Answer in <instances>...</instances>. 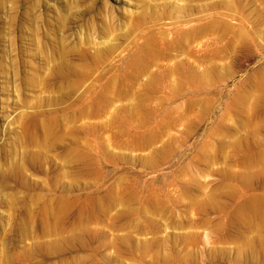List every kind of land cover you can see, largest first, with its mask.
<instances>
[{
    "label": "rangeland",
    "instance_id": "374dc122",
    "mask_svg": "<svg viewBox=\"0 0 264 264\" xmlns=\"http://www.w3.org/2000/svg\"><path fill=\"white\" fill-rule=\"evenodd\" d=\"M264 0H0V264H264Z\"/></svg>",
    "mask_w": 264,
    "mask_h": 264
},
{
    "label": "bare ground",
    "instance_id": "6f19581e",
    "mask_svg": "<svg viewBox=\"0 0 264 264\" xmlns=\"http://www.w3.org/2000/svg\"><path fill=\"white\" fill-rule=\"evenodd\" d=\"M241 215H243L245 219L258 217L260 222H264V204L247 207L242 211Z\"/></svg>",
    "mask_w": 264,
    "mask_h": 264
}]
</instances>
